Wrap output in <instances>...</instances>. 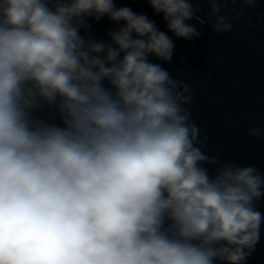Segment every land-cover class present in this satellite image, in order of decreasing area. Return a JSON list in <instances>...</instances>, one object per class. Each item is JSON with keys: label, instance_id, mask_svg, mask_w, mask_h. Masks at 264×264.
Instances as JSON below:
<instances>
[{"label": "clouds", "instance_id": "1", "mask_svg": "<svg viewBox=\"0 0 264 264\" xmlns=\"http://www.w3.org/2000/svg\"><path fill=\"white\" fill-rule=\"evenodd\" d=\"M147 2L177 38L201 35L194 17L233 27L225 0L207 21L192 0ZM105 16L109 42L81 35ZM174 47L114 0H0V264H243L264 174L204 167L189 86L149 59ZM45 105L62 126L34 117Z\"/></svg>", "mask_w": 264, "mask_h": 264}, {"label": "water", "instance_id": "2", "mask_svg": "<svg viewBox=\"0 0 264 264\" xmlns=\"http://www.w3.org/2000/svg\"><path fill=\"white\" fill-rule=\"evenodd\" d=\"M116 7H129L154 21L158 29L169 35L175 44L171 62L153 56L170 75L187 84L191 102L184 107L191 114V122L199 128L196 146L218 164H205L214 175L219 164L252 166L264 174V0L248 5L243 0H225L222 14L233 17L232 30L217 33L211 22L199 23L195 17L187 21L201 33L191 40L177 38L167 29L162 14L153 11L147 0H114ZM196 16L207 21L211 14L207 0H192ZM240 13L239 19H235ZM81 35L97 41L109 42L108 32L118 25L107 16L95 21ZM123 22H120L122 25ZM107 87V81H105ZM34 117L62 126L56 109L45 105ZM259 129V136L250 135ZM256 210L264 214V195L255 201ZM216 264H223L217 261ZM243 264H264V222L260 239Z\"/></svg>", "mask_w": 264, "mask_h": 264}]
</instances>
